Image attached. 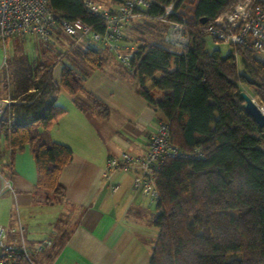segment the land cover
Wrapping results in <instances>:
<instances>
[{
    "label": "trees",
    "instance_id": "trees-1",
    "mask_svg": "<svg viewBox=\"0 0 264 264\" xmlns=\"http://www.w3.org/2000/svg\"><path fill=\"white\" fill-rule=\"evenodd\" d=\"M156 1L149 10L152 15L162 13L160 4L173 0ZM235 1L198 0L189 23L190 42L182 52L142 37L155 26L158 33L151 37L164 42L166 26L151 18L132 23L138 37L126 35L137 41L136 57L126 69L140 95L158 112L159 121L168 122L171 142L181 152L200 154L170 158L157 171L158 235L150 264H264V132L245 113L239 95L245 86L251 96L264 100V60L259 56L264 52L235 45L232 53L223 55L218 49L210 51L206 43L208 23ZM50 9L56 18L81 19L104 30L102 18L83 0H50ZM105 50L73 45L71 40V56L83 63L79 69L73 60H61L64 52L50 61L44 53L33 56L23 48L0 78V96L9 90L6 97L12 101L0 120V134L13 153L31 149L37 190L51 195L49 202L65 193L60 175L73 150L65 143L43 142L41 131L65 113L57 103L62 89L73 97L86 91V78L102 67ZM60 62L58 83L53 70ZM92 99V114L106 118L109 107Z\"/></svg>",
    "mask_w": 264,
    "mask_h": 264
},
{
    "label": "crops",
    "instance_id": "crops-1",
    "mask_svg": "<svg viewBox=\"0 0 264 264\" xmlns=\"http://www.w3.org/2000/svg\"><path fill=\"white\" fill-rule=\"evenodd\" d=\"M26 50L33 56L40 52L34 46ZM67 50L70 46L60 50L61 60L68 58L70 64ZM104 57L102 67L89 72L84 93L73 97L61 90L57 103L63 99L58 104L66 111L41 131L43 142L65 143L73 150L60 175L63 197L47 201L51 195L36 187L31 149L13 153L0 134V224L6 242L24 244L36 264H150L157 205L133 188L138 168L108 171V160L123 153L143 155L159 114L115 55L105 50ZM61 71L62 62L53 70L58 83ZM93 97L109 107L106 118L92 114Z\"/></svg>",
    "mask_w": 264,
    "mask_h": 264
},
{
    "label": "built area",
    "instance_id": "built-area-1",
    "mask_svg": "<svg viewBox=\"0 0 264 264\" xmlns=\"http://www.w3.org/2000/svg\"><path fill=\"white\" fill-rule=\"evenodd\" d=\"M85 7L102 18L104 30L99 32L81 19L56 18L50 9V0H0V47L18 36L36 35L47 41L57 30L66 33L73 45L98 47L112 52L126 68L136 57L137 44L127 39L132 22L142 17L151 18L166 26L164 42L179 52L190 42V21L179 11L178 1L160 4L162 13H149L156 0H83ZM206 32L214 40L243 45L255 52H264V0H236L234 5L220 12L208 23ZM12 101L0 99V120ZM193 152L183 153L171 142L168 122L159 121L149 137L146 151L139 157L123 153L108 160V171L120 168H138L133 188L148 196L158 206L160 193L156 174L170 158L199 157ZM114 191L118 185L111 186ZM157 207V211H158ZM50 241L45 242V245ZM44 245V244H43ZM42 245V246H43ZM26 260V262H24ZM0 264H36L24 244L16 246L6 242V229L0 224Z\"/></svg>",
    "mask_w": 264,
    "mask_h": 264
},
{
    "label": "rangeland",
    "instance_id": "rangeland-1",
    "mask_svg": "<svg viewBox=\"0 0 264 264\" xmlns=\"http://www.w3.org/2000/svg\"><path fill=\"white\" fill-rule=\"evenodd\" d=\"M177 1H178L177 2L178 6H179V11L191 23L194 20V10H195V6H196V3L198 0H177ZM134 22H132V23H134ZM129 30H130L131 36H135V37L139 36V32H135L131 28H129ZM155 32L158 33L157 28H155V26H151V27L147 28L145 33H143L141 35L148 43H156L158 45H161V46H164L168 49H171L172 51H178L176 48L166 44L165 42H163L159 38L151 37L152 34H154ZM71 40L72 39L63 31H60V32L55 31V33L53 35H51L47 41L40 40L36 35L18 36V37L11 38V39L7 40L5 48L0 47V78H2V76H3L4 70L6 69V65L8 64V61L15 54H18L17 53L18 51L20 53L21 49L32 48V46H34L36 49H39V51L41 53H44L46 55L47 60L51 61L52 59L57 57L60 50H62V49L64 50L65 48L70 46ZM136 42L137 41H134L135 44H137ZM206 43H207V48L210 51L218 49L221 51V53L223 55H228V54L232 53L234 50V46L232 44L224 43L221 41H216L210 35L206 36ZM67 51L71 53L70 50H67ZM263 55H264V53L259 54L260 57ZM69 59H70V61L73 60L74 63L80 69L81 65L83 64L80 58L71 57V54H70ZM66 63L69 64L68 58L66 60ZM237 66H238V69L240 71L243 70V67H242V64H241V61L239 58L237 59ZM0 86H1V89L4 88V82H1ZM242 90H246L250 94V92L247 90V88L245 86L244 87L242 86ZM8 93H9V90H7V91L3 90V94L0 97H6L8 95ZM253 98L264 109V100L261 99L259 96H253ZM63 102H64V100L60 99L58 103L60 104ZM261 130H262V132H264V128ZM33 260L38 261L36 257H33Z\"/></svg>",
    "mask_w": 264,
    "mask_h": 264
},
{
    "label": "water",
    "instance_id": "water-1",
    "mask_svg": "<svg viewBox=\"0 0 264 264\" xmlns=\"http://www.w3.org/2000/svg\"><path fill=\"white\" fill-rule=\"evenodd\" d=\"M203 23L207 22V19L202 20ZM239 95L243 101L242 108L247 115L253 118L259 129L264 128V109L261 107L246 90H241Z\"/></svg>",
    "mask_w": 264,
    "mask_h": 264
}]
</instances>
